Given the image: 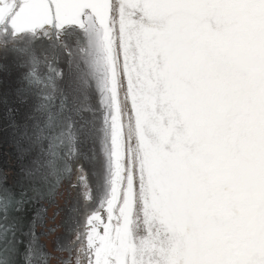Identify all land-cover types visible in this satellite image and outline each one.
Listing matches in <instances>:
<instances>
[{
    "label": "snow or ice",
    "instance_id": "6c2138e0",
    "mask_svg": "<svg viewBox=\"0 0 264 264\" xmlns=\"http://www.w3.org/2000/svg\"><path fill=\"white\" fill-rule=\"evenodd\" d=\"M0 108V264L74 171L87 264H264V0H0Z\"/></svg>",
    "mask_w": 264,
    "mask_h": 264
},
{
    "label": "water",
    "instance_id": "95a60500",
    "mask_svg": "<svg viewBox=\"0 0 264 264\" xmlns=\"http://www.w3.org/2000/svg\"><path fill=\"white\" fill-rule=\"evenodd\" d=\"M7 114L0 108V169H3L8 176V184L14 185L16 175L14 169L18 167L16 161L17 149L12 142L10 130L6 125ZM78 184V173L74 171L72 181L69 183L67 179L63 180L55 191V195L42 200L37 207L47 209L44 224H37L35 231L39 235L38 243L43 246L45 252L50 254L47 264H65V261L71 260V264H81L80 255L77 251L81 248L76 242V235L79 229L69 233V226L66 221L69 217L82 216V208L77 204L79 200V188L73 185ZM72 223V221H69ZM54 229V231H50ZM65 246V250L61 251L57 248V242ZM73 248L72 252L67 247Z\"/></svg>",
    "mask_w": 264,
    "mask_h": 264
},
{
    "label": "flooded vegetation",
    "instance_id": "af4514ba",
    "mask_svg": "<svg viewBox=\"0 0 264 264\" xmlns=\"http://www.w3.org/2000/svg\"><path fill=\"white\" fill-rule=\"evenodd\" d=\"M79 199V198H78ZM80 206H81V210H82V216H81V218L83 217V207H84V204H83V202H81L80 204H79ZM76 242H78V234L76 235V240H75ZM79 248H81V250L80 251H77V253L80 255V258H79V261H81V264H87V262H86V259H85V257H84V254H83V251H82V249H83V245H79Z\"/></svg>",
    "mask_w": 264,
    "mask_h": 264
}]
</instances>
